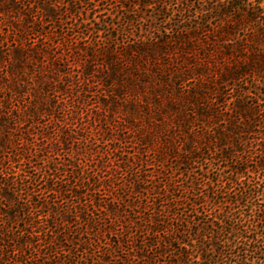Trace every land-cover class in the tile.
Masks as SVG:
<instances>
[{
	"label": "trees",
	"instance_id": "1",
	"mask_svg": "<svg viewBox=\"0 0 264 264\" xmlns=\"http://www.w3.org/2000/svg\"><path fill=\"white\" fill-rule=\"evenodd\" d=\"M130 1L127 10L142 16L94 23L79 17L87 0H0V264H110L107 255L133 237L119 232L120 216L110 221L117 242L109 250L79 256L81 243L93 244L89 229L103 221L87 214L93 199L76 203L74 217L88 228L78 224L72 236L71 208L33 200L39 190L24 166L37 159L54 179L69 145L70 160L59 164L73 168L76 155L109 165L128 144L137 151L112 169L130 171L135 191L140 169L152 163L184 165L187 180L177 185L165 175L167 200L148 225L150 252L135 246L137 260L124 264H165L167 257L169 264H264V179L243 180L251 170L239 164L257 155L264 172V0ZM69 20L71 34L60 30ZM135 21L148 29L131 33ZM214 162L232 174L221 188L214 187L219 176L207 177L204 192L196 181L186 185L196 164ZM49 182L45 191L63 200L66 192L84 195ZM85 182L92 193L91 179Z\"/></svg>",
	"mask_w": 264,
	"mask_h": 264
},
{
	"label": "rangeland",
	"instance_id": "2",
	"mask_svg": "<svg viewBox=\"0 0 264 264\" xmlns=\"http://www.w3.org/2000/svg\"><path fill=\"white\" fill-rule=\"evenodd\" d=\"M63 3L68 4L69 0H61ZM88 4L83 5V8L88 9L86 11V15L82 16L79 15L80 19L84 18L86 19L89 15L90 20H92L94 23H97L100 20H104L107 22L114 21L116 23H123L126 21L127 16H133L135 18H138V16H142L140 13H131L129 10H127V7L132 5V1L125 0L124 3L119 2L120 0H87ZM184 1V0H182ZM195 0H191V2H194ZM199 1V0H198ZM167 2H172V4H178L179 1L176 0H169ZM64 5L63 10H65L67 7ZM99 4V9L97 13H90V9L93 8V5ZM193 4V3H192ZM127 6V7H126ZM195 6H199V4L196 2ZM148 11V12H147ZM151 9L148 7L143 8L144 13H146L148 16L151 14ZM150 12V13H149ZM72 18V16H70ZM74 23L73 20H69L67 24H64L60 30L64 32H68L71 34L73 31L72 29H69L71 27V24ZM149 24L143 22L142 24L138 21L134 22V27H130L129 30L133 34H139V32L142 31L141 28L148 29ZM100 27V26H99ZM101 28V27H100ZM260 90L262 89V92H264V87H259ZM250 91L253 93H256L255 89L249 88ZM97 144L100 145V148L103 147L102 144L97 141ZM134 145L128 144L126 147L127 152H133L137 151L136 148L133 147ZM94 147V146H93ZM106 147V146H105ZM108 148L111 146H107ZM68 148L72 149L73 146H68ZM67 147L64 148V150H61L60 155L58 157V165L59 171L57 173L58 178L52 179L51 177L46 176V172L51 173V171L47 170V164L40 163L39 160L35 159L36 162H34V165L26 164L25 170L28 171V175L32 177V180L26 178V180L32 181L33 184H29L31 187H36L38 191L39 196L37 197L34 195L32 198L36 202H43V199L46 197L48 203L51 207L53 206H59V207H69L72 210V213L70 214V218L73 221L71 223V231L72 236L78 235L79 232V226L83 229H87L88 225L81 222L79 219L75 218L74 215L76 214L78 209L75 208L76 203L85 202L86 197H84L86 194L88 195L87 201L92 200V202L88 203V210L87 214L90 215V218L94 217H101L103 221L98 222V225L100 229L96 226L93 229H89L93 235H91V242L90 244H80L77 242V244H80L81 246L76 251V253L79 256H85L84 255V249H87L88 252L94 253L96 255H100V250L103 249L109 250L110 245L113 244L114 241L117 242L116 237L113 236V234L108 232V228L114 227L115 229L119 228V232H122L123 234H129L133 235V237L130 239L129 242H123L121 243V246L116 251L114 250L112 255H107L109 258L110 264H124V260H128L130 263L137 260L135 258L136 252L133 249H136L135 246H139L140 248L144 249L145 252H150V247H148V243L150 241L151 236L148 234V225H150V218L154 214V208L156 206H160L163 201L166 202V193L165 190H163L161 183L162 180L165 179V175H171L172 179L174 180V183L176 184H182V182L186 181V176L184 174L186 173V166L179 165L177 162H169L166 164V167L159 166L158 164L152 163L151 165H145L143 168L140 169V178H141V186L138 187V191L133 189L132 184L130 182L132 181V177L130 174V171L126 170H120L118 169L114 170L112 169V166H118L121 163V160L128 157L127 152L126 153H120L117 152L115 154H112V163L106 164L102 160H99L97 158L96 160H92L91 158L82 155V156H75L78 160H73L72 163L74 167L70 166H61L59 162H64L65 164L70 160L69 155L67 152H70V149L68 150ZM90 148V147H89ZM99 148V149H100ZM104 148V147H103ZM98 151V149H97ZM101 151V149L99 150ZM46 154V153H44ZM243 154H241L242 157ZM42 156V154L40 155ZM126 156V157H125ZM213 156L210 151H207L206 157ZM246 157V156H243ZM96 159V158H95ZM247 159V161H246ZM244 159V161L239 162L241 168H247L249 171L244 178H247L248 176L251 178H261L264 179V172L259 171L256 168L255 161L257 159V155L247 156V158ZM102 161V162H101ZM54 163L53 165H55ZM154 164V165H153ZM205 165H202L203 168H198V164H196L195 173L192 174V178L188 179V184L191 185L193 181H196L199 185L198 188H200V192H204V190L207 188L208 180L214 179L216 180L219 176V181L215 182L214 187L215 188H221L222 185H224L226 182L227 177H231L232 174L230 172V169L228 167H225V164L223 163H209ZM232 164V163H231ZM15 165V163H14ZM88 165V166H86ZM115 165V166H114ZM18 167V165H15ZM41 167L39 171L36 170V168ZM140 168V167H139ZM138 168V169H139ZM207 168V169H206ZM113 170L115 173V177H111L110 170ZM137 169V170H138ZM66 170L67 172H63ZM75 170L76 173L73 175L72 171ZM83 171H88L89 173L82 174ZM222 174V175H221ZM117 175V177H116ZM220 175L222 177H220ZM39 176V179L37 178ZM209 179H208V178ZM190 178V177H188ZM91 179L92 185H94V191L90 193L91 185H88L86 180ZM46 180H49V183L55 184L57 187H60L61 184L66 186V188L72 189L74 192H82L84 195L81 198H77L74 196L73 193L66 192L63 195V198L66 200L61 199L60 196L56 195L53 191H45L47 189ZM53 180V181H52ZM144 180V181H143ZM201 184V185H200ZM226 187H230L231 184H226ZM54 188V187H52ZM93 188V187H92ZM238 188V187H236ZM158 191V193H156ZM160 192V193H159ZM207 192V191H206ZM205 192V193H206ZM179 195V193H177ZM23 198H28V193L26 191H23L22 196ZM94 202V203H93ZM92 203V204H91ZM116 207V209H115ZM105 208V209H104ZM206 209H210L211 206L208 205L205 207ZM118 210L114 211L113 213H110L109 210ZM39 214H42L43 212L47 211V208L43 209H37ZM185 210H176L175 213L179 216L180 214L185 215ZM200 211H203V208H199ZM37 212V213H38ZM102 212V213H101ZM21 215L22 211H21ZM120 216V222L119 224H122L124 228L115 227L114 225H111V220L115 219L117 216ZM185 217V216H183ZM127 222H134L133 224L128 225ZM80 224V225H78ZM174 224L177 225V221H174ZM111 225V226H110ZM129 228L127 229V227ZM143 226V227H141ZM95 233L96 236L94 235ZM136 234V235H135ZM81 239H85V235L81 236ZM146 242V243H145ZM110 244V245H108ZM69 246H72L70 243H64V248L67 249ZM103 247V249H100V247ZM172 245L170 248L174 249ZM106 247V248H105ZM103 252V251H102ZM143 259V258H142ZM141 261H144L142 260ZM163 258H160L162 260ZM165 260V264L169 261L173 260V258L167 257ZM148 262V260H146ZM142 263V262H141ZM143 264H145L143 262ZM162 264V263H160Z\"/></svg>",
	"mask_w": 264,
	"mask_h": 264
}]
</instances>
